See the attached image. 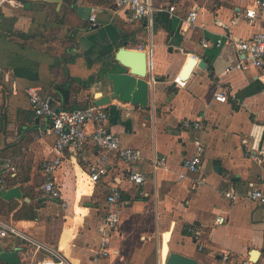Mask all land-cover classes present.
I'll list each match as a JSON object with an SVG mask.
<instances>
[{
    "label": "crops",
    "instance_id": "1",
    "mask_svg": "<svg viewBox=\"0 0 264 264\" xmlns=\"http://www.w3.org/2000/svg\"><path fill=\"white\" fill-rule=\"evenodd\" d=\"M260 1L151 0V22L133 20L131 10L113 0L0 5V156L17 167L0 190L1 198L17 205L2 216L61 250L72 264H164L167 234L169 251L201 264H223L224 253L264 264V206L249 197L254 188L264 190V65H254L237 46L238 40L264 32V10L254 20L244 17ZM78 5L90 6L95 21L80 16ZM192 10L197 17L190 24ZM141 43L151 46L154 63L147 78L149 105L113 99L105 127L122 145L140 149L142 158L129 164L88 141L79 154L65 152L54 172L59 194L48 193L42 164L55 156V135H39L50 120L35 115L26 89L51 94L56 109L88 106L95 93L111 92L109 82L99 78L117 64L119 48ZM189 56L205 58L210 69L196 65L181 81ZM64 89L68 98L60 100ZM218 92L227 101L217 100ZM197 119L202 130L184 128L185 120ZM198 137L205 145L200 170L180 179L182 162L193 155ZM104 154L106 172L94 180L89 166ZM155 159L165 165L154 168ZM132 170L143 172L145 183L130 181ZM197 178L203 182L194 184ZM113 185L120 186L124 203L118 226L103 244L100 225ZM229 189L233 198L225 196ZM30 206L33 219L15 217ZM190 225L202 232V249L188 233ZM15 248L20 264L45 257L23 238L0 236V251Z\"/></svg>",
    "mask_w": 264,
    "mask_h": 264
},
{
    "label": "built area",
    "instance_id": "2",
    "mask_svg": "<svg viewBox=\"0 0 264 264\" xmlns=\"http://www.w3.org/2000/svg\"><path fill=\"white\" fill-rule=\"evenodd\" d=\"M54 1V0H47ZM119 7H125L131 10L133 20L147 19L151 22L153 13V6L151 0H113ZM9 3L12 5L20 4L19 0H0V5ZM175 7L170 6L169 10L174 11ZM264 10V0H261L256 8L246 10L244 17L254 20L260 11ZM197 17V11L192 10L187 17V21L193 24ZM90 20L95 21V16L91 15ZM232 22H234L232 20ZM222 39L216 41V45H221ZM208 46V42H204ZM238 49L241 53L246 54L254 65L263 67L264 65V32L254 34L251 38L246 40L237 41ZM135 49L143 50L147 54V64L149 72L153 70L154 63L152 59L151 46L143 43L136 46ZM243 66L240 62L239 66ZM28 98L32 109L36 116L47 118L50 120V125L39 129V135L45 133H52L55 135L54 151L55 156L43 162V172L46 178L44 189L55 196L59 194L58 188L54 182V172L63 162L65 152L71 154H79L82 152L88 143L92 141L98 148L106 151H113L124 162L133 164L142 158V151L138 148H132L122 145L120 140L114 134L108 132L105 127V122L108 119L109 112L106 106L96 105L94 103L84 107L75 109H56L53 105V96L44 93L39 87H29L26 89ZM216 99L222 102L227 101L226 94L218 92L215 95ZM94 124V129L88 131V126ZM184 128L187 130L200 131L203 128L202 121L185 120L183 122ZM204 142L201 138L195 141V151L192 156L184 158L182 166L184 172L178 174L181 179L185 176L186 172H198L200 170L201 157L204 153ZM107 155H102L96 162L89 166V172L92 179L97 180L102 174L106 172L105 161ZM163 159H155L153 161L154 168L164 166ZM17 167L9 157L0 156V190H6V178L15 176ZM129 180L133 183L140 185L145 183L146 176L140 171H131ZM203 182L202 178L194 180V184L198 185ZM225 196L233 198L234 190L229 189L225 192ZM249 197L251 200L260 203L264 206V190L254 188ZM108 210L103 217L100 225V230L103 234V244L108 243L109 231L114 230L119 223L120 209L124 203L122 198V190L119 185L110 187V191L106 196ZM187 231L192 240L197 244L199 249H202L200 242L202 232L194 225L187 226ZM0 236L13 237L17 236L29 242L37 252H43L44 258L37 264H72L69 259L59 250L53 246L45 244L26 232L21 230L13 222L9 221L0 215ZM223 264H253L249 258H235L230 253H224L221 256Z\"/></svg>",
    "mask_w": 264,
    "mask_h": 264
},
{
    "label": "water",
    "instance_id": "3",
    "mask_svg": "<svg viewBox=\"0 0 264 264\" xmlns=\"http://www.w3.org/2000/svg\"><path fill=\"white\" fill-rule=\"evenodd\" d=\"M77 12L83 18L89 20L92 12L90 6H77ZM95 25H93L94 27ZM117 64L100 76V80H107L110 84L111 92L108 94L95 93L93 103L100 106H109L113 99L122 102H130L134 105L146 107L149 105L150 77L147 64V54L143 50L121 46L116 53ZM201 69H210L208 60L202 58L198 60L194 56H189L186 64L182 68L178 78L186 81L195 66ZM64 98H68V90L64 89ZM3 128L0 121V134ZM8 191L5 195H8ZM257 251L253 253L256 257ZM0 260L7 264H20L19 248L11 250H1ZM164 264H201L196 258L184 255L177 251L167 249Z\"/></svg>",
    "mask_w": 264,
    "mask_h": 264
},
{
    "label": "trees",
    "instance_id": "4",
    "mask_svg": "<svg viewBox=\"0 0 264 264\" xmlns=\"http://www.w3.org/2000/svg\"><path fill=\"white\" fill-rule=\"evenodd\" d=\"M82 27L89 28L90 25L89 24L88 25L85 24ZM61 99H65L63 95L61 96L60 100ZM84 107H86V106H78V107L77 106H71V107H67V108H64V109H75V108H84ZM7 185H9L8 182H7ZM16 205H17V202H15V201H7V200H5V199L0 197V215L9 213L10 211H12L16 207ZM27 210H29V212L15 214V217L16 218H21V217L25 216V217H27L29 219H33L35 217L34 209L30 206V207H28ZM0 264H6V263L0 260Z\"/></svg>",
    "mask_w": 264,
    "mask_h": 264
},
{
    "label": "bare ground",
    "instance_id": "5",
    "mask_svg": "<svg viewBox=\"0 0 264 264\" xmlns=\"http://www.w3.org/2000/svg\"><path fill=\"white\" fill-rule=\"evenodd\" d=\"M168 239H169V234L165 235V238H164V247H163L164 254H166V251H167V241H168ZM254 259H256V257H254Z\"/></svg>",
    "mask_w": 264,
    "mask_h": 264
},
{
    "label": "rangeland",
    "instance_id": "6",
    "mask_svg": "<svg viewBox=\"0 0 264 264\" xmlns=\"http://www.w3.org/2000/svg\"><path fill=\"white\" fill-rule=\"evenodd\" d=\"M30 4V3H29ZM28 5V4H27ZM3 215V214H2Z\"/></svg>",
    "mask_w": 264,
    "mask_h": 264
}]
</instances>
